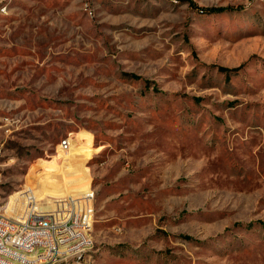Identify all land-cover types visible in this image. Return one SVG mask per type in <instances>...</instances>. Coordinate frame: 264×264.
Instances as JSON below:
<instances>
[{
    "label": "rangeland",
    "instance_id": "obj_1",
    "mask_svg": "<svg viewBox=\"0 0 264 264\" xmlns=\"http://www.w3.org/2000/svg\"><path fill=\"white\" fill-rule=\"evenodd\" d=\"M29 189L95 191L84 264H264V0H0V215Z\"/></svg>",
    "mask_w": 264,
    "mask_h": 264
},
{
    "label": "built area",
    "instance_id": "obj_2",
    "mask_svg": "<svg viewBox=\"0 0 264 264\" xmlns=\"http://www.w3.org/2000/svg\"><path fill=\"white\" fill-rule=\"evenodd\" d=\"M67 145V140L63 141ZM28 213L24 218L0 215V264H84L78 251L91 246L87 228L95 216V191L69 196L55 207L37 210L36 195L29 189ZM45 243L41 255H30V247ZM27 249L26 260L13 259V251Z\"/></svg>",
    "mask_w": 264,
    "mask_h": 264
},
{
    "label": "trees",
    "instance_id": "obj_3",
    "mask_svg": "<svg viewBox=\"0 0 264 264\" xmlns=\"http://www.w3.org/2000/svg\"><path fill=\"white\" fill-rule=\"evenodd\" d=\"M231 8L232 7H230V6H212V7L202 8V10L208 11V12H222L225 10H229ZM240 67H241V65L238 67H234V68L219 66V69L222 71L230 72V71H235V70L239 69Z\"/></svg>",
    "mask_w": 264,
    "mask_h": 264
},
{
    "label": "bare ground",
    "instance_id": "obj_4",
    "mask_svg": "<svg viewBox=\"0 0 264 264\" xmlns=\"http://www.w3.org/2000/svg\"><path fill=\"white\" fill-rule=\"evenodd\" d=\"M68 144L67 145H63L64 148H69V145H70V141L67 140ZM34 192V191H33ZM88 192V191H87ZM35 193V192H34ZM8 207H9V210H14L15 209V205H13V203H10L8 202ZM27 215V214H26ZM38 255V254H37ZM24 257V256H23ZM18 260V259H17ZM23 260V259H22ZM25 260V258H24Z\"/></svg>",
    "mask_w": 264,
    "mask_h": 264
}]
</instances>
